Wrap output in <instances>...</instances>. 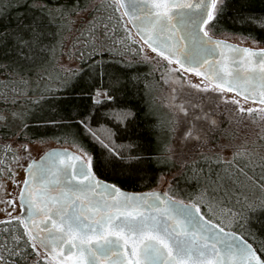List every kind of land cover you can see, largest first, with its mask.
Instances as JSON below:
<instances>
[{"label":"snow or ice","instance_id":"snow-or-ice-1","mask_svg":"<svg viewBox=\"0 0 264 264\" xmlns=\"http://www.w3.org/2000/svg\"><path fill=\"white\" fill-rule=\"evenodd\" d=\"M13 2L0 0V15H6ZM15 7L19 10L18 0ZM30 7L34 10L31 16L21 12L11 31L0 32V44L11 54L5 64H0V74H6L7 84L13 86H26L30 74L37 78L47 74L46 64L59 31L46 6ZM111 7L118 14L124 35L131 38L135 28L140 37L132 41L136 57L129 59L121 54L116 61L119 72L115 80L135 94L140 83L139 64L159 63L158 56L171 73L170 78L181 85L171 91L174 99L179 97L177 111L184 114V128L178 134L182 144L193 138L207 142L209 130L218 126L210 113L223 112L229 123L241 113H251L253 109L243 107L237 96L264 103V48L245 47L215 35L227 9L226 0H114ZM240 35L242 39L251 38L250 33ZM89 47L91 56L97 58L93 63L113 51L91 44ZM145 47L156 56L146 53ZM189 73L202 80L188 79ZM61 90L66 91L67 86L57 89ZM98 91H93L87 113L76 119L83 131L67 133L79 151L53 149L27 164L19 193L23 214L9 217L23 228L20 235L12 236L11 244L5 236L4 251L10 256L15 254L22 264H35L29 257L32 253L39 255L41 249L48 253L43 260L51 258L55 264H264V249L258 254L238 231L223 221L217 222L210 207L211 197L205 201L197 192L190 193L187 199L178 198L175 193L182 190L177 187L130 192L103 178L110 165L130 166L140 157L121 156L114 139L116 131L111 126L114 123L127 129L137 118L132 106L105 110L102 115L109 124L100 120L92 124ZM103 99L115 100L111 95ZM203 104L208 105L207 111L201 107ZM82 137L90 138L102 152L96 154L88 149ZM20 147L27 150L28 145ZM163 151L170 150L165 146ZM200 156L209 166L212 164V157L205 156L203 150ZM171 158L172 155L153 157L157 161ZM183 163L192 164L195 170V162ZM216 163L220 167L215 172L209 167L203 177L210 186L241 183L240 176L233 174L243 173L240 164L225 161L219 154ZM191 178L201 182L199 177ZM243 179L264 187L254 176L244 174ZM3 259L0 255V261Z\"/></svg>","mask_w":264,"mask_h":264},{"label":"trees","instance_id":"trees-1","mask_svg":"<svg viewBox=\"0 0 264 264\" xmlns=\"http://www.w3.org/2000/svg\"><path fill=\"white\" fill-rule=\"evenodd\" d=\"M104 1L18 0L20 7L17 10L14 0L7 14L0 15V32L6 29L11 31L16 26V18L21 15V12L31 16L34 10L30 5H42L51 12L52 21L59 28L54 42L55 47L46 64L47 74H42V78L30 74L26 86L19 83L13 86L7 84L6 74H0V184L11 171L17 155L13 141L53 140L58 144L78 148L73 143V138L67 133L76 132L78 129L83 131L76 123L77 117H82L92 106L90 97L94 90H107V95L113 96L115 100L108 102L103 99L105 96L97 95L99 102L95 106L92 124L95 125L98 120L109 124L108 119L102 115L105 110L132 106L137 113V118L128 125L127 129L117 127L114 123L111 126L115 128L114 139L121 156L140 158L132 160L130 166L121 164L112 168L110 165L104 170L103 178L111 179L119 187L129 191H146L159 184L157 178L160 181L162 176H167L170 178L168 189L177 187L182 190L175 193L178 198L187 199L190 193L197 192L205 201L211 197L210 207L213 216L218 218L217 222L223 221L231 230L238 231L254 245L258 252L264 249V187L243 179L244 174H247L264 184V135L250 143L237 144V128L233 126V122L237 119L229 123L225 115L223 116L224 113L219 114L217 110L210 115H214L218 126L214 130H209L206 143L193 138L183 141L182 144L178 134L184 128V124L181 121H175L159 98L158 94L162 89L161 79L154 72L151 63L139 64L140 83L135 89V94L130 92L123 82L115 80L119 72V66L116 63L119 56L123 54L132 59L136 57V52L129 46V38L124 33L119 39L115 37L113 25H106V17L104 18V13L101 14V11L108 13L101 8V3ZM3 3H9V0H3ZM226 3L225 15L219 21L215 35L241 37V33H250L251 38L246 40L264 46V0H226ZM65 12L67 15H64ZM86 12L95 13L88 29L96 33L94 41L97 46H100L98 49L113 51L99 57L98 62L93 63V60L97 58L91 56L92 49L86 47L83 42L80 55L77 56L80 66L71 71L72 79L69 78L64 83V72L58 65V61L64 53L67 37L71 33L72 24L77 15ZM113 15L114 23L120 27L121 21L118 14L109 13V19L111 18L113 22ZM120 31L123 32V29L120 28ZM8 43L10 44L11 40ZM10 55L0 44V64H5ZM110 60L112 63H109ZM58 74L59 76L56 77ZM65 85L66 91H57L58 88L63 89ZM242 115L246 116L245 113ZM97 135L101 133L97 132ZM81 139L82 143L96 154L102 152V149L90 138L82 137ZM165 146L169 148V152L163 151ZM201 150L205 156L212 157L210 166L201 159ZM225 151L230 152L229 158H225ZM217 154L225 161L233 160L240 164L243 173L233 172L234 175L240 176V184L226 182L219 187H213L203 179L209 167L213 172L220 167L216 163ZM169 155H172L171 159L159 161L153 159L155 156L168 157ZM184 161L195 162V170H192V164L183 163ZM200 168L204 171H198ZM185 176L190 178L185 180ZM191 177H199L201 182L198 184L197 180ZM213 179H215L214 176ZM22 228L23 225L18 224L15 219L0 220V255L4 257L0 264H12V262L22 264L15 254L10 256L3 247L5 236L9 238V244H11L12 236L20 235ZM29 259L35 261V264H54L52 261L43 260L35 253H32Z\"/></svg>","mask_w":264,"mask_h":264},{"label":"rangeland","instance_id":"rangeland-1","mask_svg":"<svg viewBox=\"0 0 264 264\" xmlns=\"http://www.w3.org/2000/svg\"><path fill=\"white\" fill-rule=\"evenodd\" d=\"M114 3V0H105L103 3H101V8H103L108 13L105 14V12L101 11V14H103L106 25H113L112 30L115 34V37H120L124 32L120 31L119 25L116 26L114 23V15H113V22L111 18L109 19V13H112V7L111 5ZM95 13H79L74 21L72 30L70 35L67 37V43L65 45L64 53L61 55L58 61V65L62 68L64 72V83L67 82L70 79H72L71 71L74 69H78L80 66V62L77 59V56L80 55V52L82 50L83 44L86 47H89V43H91L94 46H97L95 44V38L94 36L96 33H92L91 29H88V26L90 22L93 21ZM98 20H101L98 18ZM126 21V18H124ZM108 23V24H107ZM101 26V24H99ZM129 25V23H128ZM103 26V25H102ZM129 27H131L129 25ZM221 38L228 39L230 41L250 46V47H260V44L251 41L242 39L238 36H220ZM120 39V38H119ZM140 38L134 34L132 30L131 38H129L130 41V47L135 49V45L133 44V40H139ZM84 42V43H83ZM83 43V44H82ZM97 48H100V46H97ZM90 49V47H89ZM92 51V50H91ZM144 51L150 55L156 56L155 53H152L150 49L145 47ZM157 62H149L153 66L154 72L157 73L159 78L161 79V86L162 89L159 92L158 96L163 101L165 107L170 112L172 117L175 119V121H182V118L184 116L183 113H179L177 111L176 105L179 100V97L173 98L175 94L171 91L173 87L179 88L181 85L179 83L173 81L171 77V73L168 71V69L165 67L164 63L158 56H156ZM68 73V74H67ZM181 76H184V73H180ZM59 74L56 76L58 77ZM187 78L191 79L195 82H200L202 78L195 76V74H187ZM190 87V86H189ZM193 92L197 91L195 89H192ZM99 97L106 96L107 93L105 91H99L97 93ZM227 95H234L233 93H227ZM187 99V97H185ZM239 100L242 102V106L245 108L251 107L253 111L251 113H245L246 116H243L242 113L240 114V117L237 119V121L233 122V126H236L237 128V144L240 142H247L250 143L252 141L257 140L259 137H263L264 135V105L252 103L250 101H246L240 97L237 96ZM193 103H196L195 99L193 100ZM201 107L208 108L207 104L201 105ZM196 110V109H195ZM207 110V109H206ZM223 112L219 111V114H222ZM224 116V114H223ZM226 118V117H225ZM246 123V124H245ZM15 146V149L17 151V155L15 157V160L13 162V166L11 167V171H9L0 184V220L8 219L9 217H15L18 216L21 213V206L19 201V193L20 189L23 185V180L26 176L25 174V167L29 163L31 159L38 158L41 156L46 150L50 149L51 147L58 146L57 142L53 140H45V141H35V142H12ZM27 144L28 148L27 150H24L21 145ZM77 151H79V148L75 146H70ZM225 158H229L230 152L225 151ZM19 181L20 183H17ZM170 184V178L167 176H162L160 178L159 184L154 187L155 189H162L167 190L168 186ZM14 201V202H10ZM38 246V245H37ZM39 247V246H38ZM48 255L46 252H44L43 249L40 250L39 256L42 258ZM49 261H52L55 264V261L49 259Z\"/></svg>","mask_w":264,"mask_h":264},{"label":"water","instance_id":"water-1","mask_svg":"<svg viewBox=\"0 0 264 264\" xmlns=\"http://www.w3.org/2000/svg\"><path fill=\"white\" fill-rule=\"evenodd\" d=\"M122 11V10H121ZM126 18V17H125ZM126 20H127V18H126ZM128 23H129V25L131 26V22L130 21H128ZM133 30V32H134V34L136 35V29L135 28H133L132 29ZM138 36V35H137ZM139 37V36H138ZM140 38V37H139ZM219 38H221V37H219ZM221 39H225V38H221ZM225 40H228V39H225ZM228 41H230V40H228ZM230 42H232V43H236V42H233V41H230ZM236 44H239V43H236ZM240 45H242V44H240ZM242 46H245V47H250V46H246V45H242ZM252 48H256V47H252ZM258 48H264V46H261V47H258ZM234 94V93H233ZM239 97V96H238ZM240 98H242V99H244L243 97H240ZM244 100H246V101H250V102H252V103H257V104H261V105H264V103H261L260 102V100L259 99H252V98H249V99H244ZM53 149H56V150H59V149H67V150H69V151H72V152H77L76 150H74V149H72V148H70V147H62V146H59V147H54V148H51V149H49L48 151H50V150H53ZM48 151H46L44 154H46ZM43 154V155H44ZM42 156V155H41ZM40 156V157H41ZM40 157L38 158V159H34V160H39L40 159ZM25 171H26V169H25ZM26 175H27V172H26ZM160 190H162V189H160ZM129 191V190H128ZM131 192V191H130ZM19 201H20V197H19ZM23 209H22V211H21V213H20V215L21 214H23ZM234 231V230H233ZM245 238V237H244ZM246 239V238H245ZM247 240V239H246ZM249 241V240H248ZM249 243H251L250 241H249ZM253 245V244H252ZM253 247H254V245H253ZM255 248V247H254ZM258 252V251H257ZM258 254H259V252H258Z\"/></svg>","mask_w":264,"mask_h":264},{"label":"flooded vegetation","instance_id":"flooded-vegetation-1","mask_svg":"<svg viewBox=\"0 0 264 264\" xmlns=\"http://www.w3.org/2000/svg\"><path fill=\"white\" fill-rule=\"evenodd\" d=\"M260 47H261V46H260ZM59 146H62V147H70V146H68V145H62V144H60V145H58V146H55V147H59ZM51 148H54V147H51ZM51 148H50V149H51ZM70 148H72V147H70ZM72 149H74V148H72ZM48 150H49V149H48ZM48 150H46V151H48ZM74 150H76V149H74ZM46 151H45V152H46ZM76 151H77V150H76ZM45 152H44V153H45ZM77 152H78V151H77ZM44 153H43V154H44ZM43 154H42V155H43ZM39 157H40V156H39ZM39 157H38V158H39ZM38 158H34V159H38ZM31 160H33V159H31ZM31 160H30V161H31ZM30 161H29V162H30ZM26 167H27V165H26ZM26 167H25V169H26ZM25 174H26V171H25ZM22 187H23V185H22ZM21 211H22V208H21ZM19 215H20V214H19ZM38 246H39V245H38ZM44 252H45V251H44ZM46 253H47V252H46ZM47 254H48V253H47Z\"/></svg>","mask_w":264,"mask_h":264}]
</instances>
